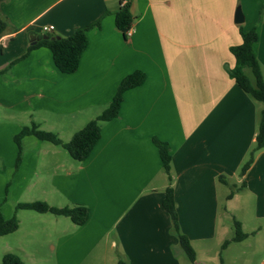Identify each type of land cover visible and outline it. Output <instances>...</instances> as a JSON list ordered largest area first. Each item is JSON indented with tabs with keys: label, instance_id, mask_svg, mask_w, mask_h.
<instances>
[{
	"label": "crops",
	"instance_id": "0c3cea01",
	"mask_svg": "<svg viewBox=\"0 0 264 264\" xmlns=\"http://www.w3.org/2000/svg\"><path fill=\"white\" fill-rule=\"evenodd\" d=\"M122 2L133 16L130 36L114 21ZM237 6L244 16L240 24L234 22ZM0 14L7 21L0 34V171L6 170L0 180L39 160L68 163L39 198L52 206L88 208L82 225L65 217L70 224L58 244L48 232L52 254L25 257L24 264H117L118 257L127 264H182L162 206L168 184L179 227L196 255V241L216 234L219 197L229 203L237 196L238 211L229 212L244 232L262 230L246 231L241 213L253 200L254 220L264 222V147L243 175L240 169L255 145L264 103L238 87L227 70L235 63L229 48L241 42L240 27H255L253 47L264 77V0H0ZM96 23L74 72L59 71L47 47L28 50L47 34L68 36ZM48 25L52 31L43 30ZM134 70L143 71L145 81L124 93L116 118L101 122L100 138L84 161L71 158L72 164L61 146L43 147L27 135L16 167L13 136L23 126L36 122L69 140ZM153 137L170 146V182ZM42 147L44 154H37ZM232 183L243 186L227 198Z\"/></svg>",
	"mask_w": 264,
	"mask_h": 264
},
{
	"label": "trees",
	"instance_id": "16d2710c",
	"mask_svg": "<svg viewBox=\"0 0 264 264\" xmlns=\"http://www.w3.org/2000/svg\"><path fill=\"white\" fill-rule=\"evenodd\" d=\"M133 16L129 10V3L121 5L115 13V25L123 33L130 27ZM93 25L77 27L68 36L46 35L39 38L38 42L28 46V50L35 47H47L52 54L53 62L57 69L62 73L74 72L79 64L81 54L88 44L87 31ZM7 28L5 17L0 14V34ZM241 42L229 48L234 56L235 63L229 68L228 74L234 79L235 83L244 92L248 93L254 99L264 103V77L260 69V64L254 51V42L257 39L255 27L250 30H243L240 27ZM146 79V74L141 70H134L125 75L117 85L116 91L103 109L95 118L89 120L81 129L75 131L71 138L64 142L58 135L52 131L44 130L35 122L29 126H23L18 134L13 136L17 146L16 167L19 164L22 154L21 139L24 136L32 135L41 141H47L64 148L70 157L76 161H84L90 151L100 138L101 122L116 118L123 100L124 93L134 87L140 86ZM153 143L158 149L163 171L167 174L169 182L171 181L170 166L171 153L170 146L166 141L153 137ZM264 147V109L260 114L259 124L255 137V145L250 151L248 159L243 163L240 174L243 175L252 163L254 153ZM219 181L227 183L223 176L218 177ZM9 182L7 183V187ZM243 184L237 187L242 188ZM6 187V190H7ZM234 191L231 190L227 198L232 197ZM162 206L168 212L172 231L178 239L179 246L185 254L188 262L195 264L196 253L191 245L189 238L181 232L176 211L174 191L171 184L165 188V196L162 200ZM19 209L33 210L39 213H52L54 215L68 217L76 225H82L88 218V208L84 205L57 207L49 205L45 201L35 200L32 202H19L15 206V211ZM19 225L16 212L8 220H4L0 211V236L14 232ZM234 234L230 240H225L223 246L230 241L239 242L247 237V233L242 231L240 221L233 220ZM0 264H24L22 260L12 252H6L2 255ZM117 264H127V261L118 257Z\"/></svg>",
	"mask_w": 264,
	"mask_h": 264
},
{
	"label": "rangeland",
	"instance_id": "374dc122",
	"mask_svg": "<svg viewBox=\"0 0 264 264\" xmlns=\"http://www.w3.org/2000/svg\"><path fill=\"white\" fill-rule=\"evenodd\" d=\"M60 135H63V132ZM58 137L62 140L61 137L66 136ZM32 139L43 147L49 145V142L39 141L35 138ZM43 147L41 151L39 150V152H37V154H44ZM31 151H33L32 147ZM50 155L52 154L50 153ZM64 156V159L69 161L72 160L67 153H65ZM49 159L51 160V157ZM43 162V160L37 161V164L34 167L31 168L30 166L27 169L20 171L19 175L17 173L13 175L11 172L2 175L4 179L3 181L0 180V211L2 214L4 213L7 215V218H10L13 216L14 212H16V217L19 220V228L11 234L2 237L0 236V262L4 253L3 249L6 247H11L10 252L16 254L22 262L26 259L25 257L29 260V256H48V254H52V249L49 245L50 243H48V232H50V238H54V244H58L56 243L57 238L63 236L62 232L64 231L65 226L70 224V220L66 219L64 216L53 217V215H51L52 213L49 214L48 212H46L47 214H43L28 209H19L15 211V206L19 202H32L35 200L43 201V199H40L39 197H41L40 195H43L44 191L47 190L50 182L55 180V174H57V176H63L68 168V163L62 166H55L53 164H47L49 162ZM70 162L76 164V161ZM5 172V169L0 171V173ZM18 176L21 180H18ZM15 179L17 182L21 183L20 187L18 183L15 182ZM8 182L10 184L7 187L6 185ZM239 186L240 184L232 183L229 188L226 187V190L228 192L233 190V194H235L240 190V188L237 190V187ZM236 198L237 196L231 202L227 203L226 198L219 197L220 209L216 234L214 235L211 233V238L197 240L194 244L197 249V264H264V222H262V219L254 220L252 210H250L253 200L248 203L249 212H246L245 214L241 213L246 222L245 230L250 231V229H253L254 231L258 226H262V230L257 235H254L253 233L247 235L245 240L241 243L230 241L227 245L223 246L224 241L230 240L234 234L233 220L237 218L233 217L230 212L233 209L238 211ZM44 216H49L56 220L57 224H47L43 219ZM49 228H51V231H49ZM33 229L36 232H34ZM169 235L176 239V242L174 243L177 245L175 251L177 252L181 263L190 264L179 247L178 239L172 231V227L169 229ZM30 264L36 263L31 261ZM38 264L42 263L38 262Z\"/></svg>",
	"mask_w": 264,
	"mask_h": 264
},
{
	"label": "water",
	"instance_id": "95a60500",
	"mask_svg": "<svg viewBox=\"0 0 264 264\" xmlns=\"http://www.w3.org/2000/svg\"><path fill=\"white\" fill-rule=\"evenodd\" d=\"M244 21V16L242 13V10L240 8V6H237L235 11H234V22L236 24H240Z\"/></svg>",
	"mask_w": 264,
	"mask_h": 264
},
{
	"label": "built area",
	"instance_id": "2783aa9c",
	"mask_svg": "<svg viewBox=\"0 0 264 264\" xmlns=\"http://www.w3.org/2000/svg\"><path fill=\"white\" fill-rule=\"evenodd\" d=\"M123 4L124 2H122V5ZM53 28H54L53 25L43 26V30H46V31H52ZM124 33L126 36H130L132 34V29L128 28Z\"/></svg>",
	"mask_w": 264,
	"mask_h": 264
}]
</instances>
